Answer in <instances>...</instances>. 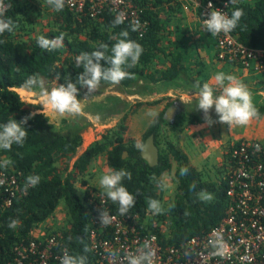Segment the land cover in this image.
Returning <instances> with one entry per match:
<instances>
[{
	"label": "trees",
	"instance_id": "16d2710c",
	"mask_svg": "<svg viewBox=\"0 0 264 264\" xmlns=\"http://www.w3.org/2000/svg\"><path fill=\"white\" fill-rule=\"evenodd\" d=\"M134 1L142 6L146 0ZM158 1L161 2V0H156L153 6L145 7L144 17L149 24L142 36L139 35L138 30L131 31V24L123 23L113 26L112 21L115 16L105 11L97 20L100 24L94 31L92 39L70 37L71 34L83 32L84 25L78 23L73 27V15L67 7L62 10L61 14L58 12L60 15L57 16V21L61 29L43 34L47 38L64 34V46L57 50L51 52L42 50L37 43L39 37L15 41L11 37L13 32L6 31L0 34V124L6 123L9 119L20 121L25 117H30L25 125L28 129V136L24 144L22 146L13 145L11 150H2L1 153L12 162L6 169H14L25 186L29 175L41 177L37 186L27 187L26 194L16 199L12 206L0 216V264L13 256L15 246L29 241L34 227L51 216L62 200L65 201L72 219L70 227L61 231L62 240L68 252L72 255L85 256L86 264H96V257L89 245L91 223L89 208L93 207V203L91 204L87 197L83 199L79 196L74 176L68 174L64 177L56 166L59 159L72 158L76 155L83 141L81 134L83 126L76 123L65 129L58 125L50 115L46 117L42 112H36L38 114L30 116L34 111L19 99L16 91L10 89L18 88L34 73H38L45 81L57 78L61 84H65L70 78L75 82L76 76L83 71L82 67H76L75 57L81 52L96 50L100 44L108 45L107 54L111 55V47L122 38L120 33L123 30H128L129 38L142 45L143 53L133 67L126 68L131 73L130 78L122 80L119 84L102 81V87L120 85L130 88L139 85L138 91H146L147 86L152 82L162 81L171 84L183 80L188 85L194 84L196 81L189 74V67L183 61L182 51L173 55L169 67L162 69L160 75L157 76V70H148L155 54L162 50L160 32L164 26L155 8L159 5ZM196 1L203 3L207 0ZM7 3L10 7L5 16L18 25L21 20L19 4L17 0H7ZM236 7L243 9L244 16L232 33L241 43L264 48V0H237V4L231 6L230 15ZM17 28L18 26L14 31ZM65 29L67 32H64ZM101 63L107 66L106 62ZM85 91L86 88L81 87L78 97H81ZM255 106L262 116L264 104ZM192 118L191 123L205 122L204 118L198 114H192ZM212 118L218 119V116ZM165 124H168L171 130L179 128L177 121L167 120L163 110L148 126L142 143L144 144L146 138L152 134L157 142ZM135 143V139L125 141L121 132L114 136L109 133L105 135V142H95L76 159L73 171L75 169L80 172L85 171L95 155L107 151L108 163L112 170L125 169L132 174L131 180L125 178L123 181L127 189L136 196V204L128 213L139 214L144 219L154 214L148 207V200L162 201L161 175L171 167V158L178 162L179 168L187 167V175L181 176L179 173V192L176 195L174 207L169 210L170 215L165 211L159 215V219L165 220L168 225L169 242L171 243L180 244L194 235L205 233L225 215L228 203L226 183L222 182L217 185L203 181L200 171L191 164L188 155L179 143L169 141L164 151H160L159 162L154 166L143 158L142 150L137 149ZM261 145L264 148L262 143ZM125 152H127L126 156ZM261 160L264 161V154ZM192 185L195 187L193 188ZM204 190L213 193L214 199L202 201L198 193ZM118 207V204L110 200L109 208L112 212L119 213ZM95 211L97 215L98 212ZM10 219L19 220L15 229L8 227ZM85 247L89 251H85Z\"/></svg>",
	"mask_w": 264,
	"mask_h": 264
},
{
	"label": "rangeland",
	"instance_id": "374dc122",
	"mask_svg": "<svg viewBox=\"0 0 264 264\" xmlns=\"http://www.w3.org/2000/svg\"><path fill=\"white\" fill-rule=\"evenodd\" d=\"M17 2L19 4L18 8L20 10L19 18H21V20L18 22L17 30L13 31L12 33L11 37L13 40H31L40 37L48 31L61 29V26L57 21V16L60 15L62 11H55L46 3V0H17ZM154 2H156V0H146L144 5L139 6L145 12V7L151 6ZM8 6L10 7V5ZM155 8L158 11L164 26L160 32L162 50L155 54V57L148 70H157V76L160 75V72L162 71V68H156L154 66V63L159 60L158 56L160 55L163 60L167 61L168 59H171L173 55H175L172 52L179 53L181 52V48L183 51H186L187 48L184 44L181 45L180 43V48H177L176 43L179 44L180 41H183L184 38L181 36L187 31L191 33L190 28H199L202 33L205 34L208 40H213L216 43L211 33L207 32L205 28H201V26H196V23L199 22V20L201 22V16L199 8L196 4L193 6L191 0H161L159 5H156ZM58 12H60V14ZM72 15L74 24L73 27H75L76 24L81 23L84 25V31L79 34H71L70 37L77 36L82 39H92L94 36V31L100 23L95 20L87 19L83 15L79 18H77V15L74 13H72ZM191 25L193 27H190ZM64 32H67V30L65 29ZM195 33L193 32L191 35H200ZM215 47L217 51V44H215ZM216 51L215 58L210 57L209 65L212 66V71L207 70L208 63H204L203 66L198 63L194 68L191 69H194V71L196 69H202L204 74L206 73V78L202 77L201 79L204 83L209 82L214 84L215 82L213 78L220 72H223L226 75H233L247 85L252 93V98L255 105L264 104V95H261V93H264V70H250L243 68L237 63H232L230 61H219L216 56ZM159 63L162 65L161 67L166 64L162 62V60H159ZM193 75L191 76L193 79H196V82L202 83L201 80L199 81L198 78H195ZM159 82L160 84L158 82L150 83L149 86H147L146 91H138L140 89L139 85L130 88L122 87L120 85L100 86L98 91L93 96L84 101V115L63 118L53 117L50 115L58 125L65 127V129L74 126L76 123H79L83 126L81 130L83 141L76 155H74L72 158H61L56 162V166L58 167L59 171L63 173L64 177L68 174H72L74 176L75 186H77V183L78 185L81 184L86 186V190L83 192V194L82 192L81 194L78 193L81 198H89L90 196L94 195L91 192L105 193V191L97 190L93 187L90 179L91 177L87 176L88 174H84V171L80 172L78 169L73 171V169H71L74 168V163L81 155V151L84 153L88 146H92L97 141L105 142V135L110 133L114 136L117 135L118 132L122 133L125 141L135 139L136 141L142 142L143 136L148 126L158 115L160 110L163 109L165 111V117L167 120L172 122L177 121L179 127L177 130H171L169 125L165 124L157 142L155 141L160 151H164L166 144L169 141L178 143L176 135L179 132L181 133L185 129L191 128L189 126L193 124L191 123V120L193 119L192 114H198L204 117L203 111L196 108V101L190 99V95H194L195 89L186 86L185 84H187V82H181L179 88H173V93H170V90L172 89L169 88V85H165V82L162 81ZM141 83L144 82L141 81ZM58 84L61 83L57 78H54L52 81H46V86L49 87V89L51 87L58 86ZM192 86L195 85L193 84ZM85 93L78 98L83 99ZM217 94H219V91H217ZM26 105L34 112H42V106ZM210 114L212 117L217 116L214 108ZM97 116L100 117L99 121L95 119ZM213 120L218 121V119ZM212 125H215L213 129L210 128L211 125L208 124L206 127H209V130L217 129L216 122ZM239 128V131L242 132L245 130L246 126H239ZM227 130H231V127L228 126ZM219 138L220 136L217 138L209 137V139H207V137L196 138L195 136H187L185 142L187 150L193 151L196 149V152L201 159L202 155H204L201 164H198L200 168L199 171L201 173V179L205 182H211L217 185L220 183L222 184L223 177L231 168L230 150L232 146L240 139H248L249 141L259 142L261 141L257 138L248 137L245 134L238 136V138H234L235 140H226L224 143L218 141ZM206 150H208V154H205ZM1 151L2 150H0V160L9 159L7 156L2 154ZM100 155L105 158L107 153L104 152ZM189 160L191 164L194 165L191 159ZM179 173L180 168L178 162L171 158V167L161 175L162 183L169 185L168 188H163V196L161 201V205L163 206L165 213L168 215H170L169 210L173 208L176 195L179 192ZM211 194L213 195L214 199L215 195L213 193ZM159 215L160 214H153L152 216H149L147 220L150 222L152 220H160ZM70 218L71 215L67 211L66 203L62 202L56 208L55 212L39 225L38 233L41 235L57 233L60 229L66 228L68 226V224L71 222ZM165 222L166 221L163 220V226L166 227L168 225H166ZM163 226H160L159 228L166 230Z\"/></svg>",
	"mask_w": 264,
	"mask_h": 264
},
{
	"label": "built area",
	"instance_id": "2783aa9c",
	"mask_svg": "<svg viewBox=\"0 0 264 264\" xmlns=\"http://www.w3.org/2000/svg\"><path fill=\"white\" fill-rule=\"evenodd\" d=\"M4 3L9 5L6 0ZM209 3L230 15L232 5L228 1L207 0L201 3L195 0L203 28L204 19L212 11ZM139 5L134 0H71L65 6L77 18L83 15L95 21L105 11L114 16L123 11L126 14L124 23H136L142 36L149 22ZM213 37L219 61L237 63L245 69L264 70V48L241 43L232 32ZM256 144L260 145V151H256ZM230 153L231 168L222 179L226 183L228 197L225 215L205 233L194 235L180 244L169 242L168 226H163V220L151 219L150 222L147 220L149 217L143 219L136 213L124 216L114 213L109 208L110 199L105 193L91 192L94 195L88 198L93 203V207L89 208V245L96 264H127L125 256L137 253L146 241L155 249L154 264H264V161L261 160L264 148L259 141L240 139ZM26 192L27 187L14 169L0 168V216ZM93 208L97 210V215L95 210H91ZM103 209L113 217L108 226H102L99 219V210ZM71 222L57 233L46 235L38 233L41 223L36 225L29 241L15 246L13 256L2 264H60L61 256L68 252L61 231L70 227ZM214 232L221 234L228 244L223 258L212 255L214 249L209 240Z\"/></svg>",
	"mask_w": 264,
	"mask_h": 264
},
{
	"label": "clouds",
	"instance_id": "9594fccd",
	"mask_svg": "<svg viewBox=\"0 0 264 264\" xmlns=\"http://www.w3.org/2000/svg\"><path fill=\"white\" fill-rule=\"evenodd\" d=\"M228 2L231 5L237 4V0H228ZM46 3L55 11H62L66 3L70 4L71 0H46ZM208 6L212 11L208 14V18L204 19L203 24L205 30L212 36L231 33L239 26L244 16L243 9L239 7H236L229 15L228 12L213 8L211 3ZM7 8L4 0H0V34L6 31L11 33L17 27L11 18H6ZM125 18L126 14L123 11L117 13L112 21L113 26L123 24ZM138 27L136 23L130 25L131 31H136ZM120 36L122 38L111 47V55L107 54L108 45L100 44L96 50L81 52L75 57L76 67L83 68V71L76 76L75 82L68 78L65 84H58V86L49 89L45 79L38 73H34L18 88L10 90L16 91L19 99L25 104L42 106V114L46 117L52 115L63 118L84 115V101L98 91L101 82L119 84L122 80L130 78L131 73L126 68L133 67L143 53L142 45L129 38L128 30L121 31ZM64 40L63 33L54 38L41 35L37 43L42 50L51 52L63 47ZM102 61L106 62L107 66L102 65ZM213 79L214 84L209 82L203 83L202 86L196 84L194 95H190V99L196 101V108L203 111L206 124L212 125L217 122L210 114L213 108L218 116V122L227 124L229 127L233 125L247 126L254 119H259V110L256 108L252 93L246 84L235 76L226 75L223 72L216 74ZM81 87L87 89L83 99L78 98ZM36 114L38 113H31L30 116ZM29 118L25 117L20 121L9 119L6 123L0 124V150H11L13 145L22 146L24 144L28 136V129L25 125ZM95 119L99 121L100 117L97 116ZM49 123L51 124L50 121ZM135 147L143 150L144 144L141 141H136ZM255 149L260 151V145L256 144ZM11 163L9 159L0 160V168H7ZM187 173V167L180 168L181 176L187 175ZM125 178L131 180V172L125 169H113L102 175L99 180L106 196L113 203L118 204V211L122 216L126 215L136 204V196L123 184ZM40 179L41 177L38 175H29L26 178V187L37 186ZM160 186L165 189L169 187L166 183H161ZM192 187L194 188L195 185ZM198 197L202 201L213 199V195L206 190L198 193ZM148 207L154 214L164 211L161 202L156 199H149ZM185 214L187 215V213ZM99 219L102 226H108L112 223L113 217L106 209H103L99 210ZM18 224V219H10L8 227L15 229ZM209 243L214 249L212 255L225 257L228 244L221 234L214 232ZM85 251H89V249L85 247ZM155 256V249L150 242L146 241L137 253H129L125 256V260L127 264H154ZM60 264H86V257L72 255L65 251L60 258Z\"/></svg>",
	"mask_w": 264,
	"mask_h": 264
},
{
	"label": "crops",
	"instance_id": "0c3cea01",
	"mask_svg": "<svg viewBox=\"0 0 264 264\" xmlns=\"http://www.w3.org/2000/svg\"><path fill=\"white\" fill-rule=\"evenodd\" d=\"M191 3L193 4V6L195 5L194 0H191ZM191 20H193V19H191ZM196 26H201V28H202L200 20H199V22L196 23ZM190 27H193V26L191 25ZM190 31H191V33L189 31H187L184 35H182L181 37L184 38L183 41H180L179 44L176 43L177 46H176V44H175V46L177 48L178 47L180 48V43H181V45L184 44L186 46V48H187L186 51H183V49L181 48V51L183 52L182 53L183 54V61H185V63L189 67L190 76L194 74L193 76L195 78H198V80L200 81L202 79V77L206 78L205 77L206 73L204 74V71L202 69H196L194 71V69H191V68H194L198 63L201 66H203L204 63H208L207 70L212 71L213 69H212V66L209 65L210 64L209 62H210V57L215 58V51H216L215 44L216 43L213 40H208L207 37L205 36V34H203L199 28H196V29L190 28ZM193 32L194 33L196 32L200 35H191ZM172 53L177 54L175 52H172ZM158 57H159L160 61L162 60V62H164L166 64H164L163 67H161L162 65L159 63V60H158V61H156L157 65H156V63H154V66L156 68L166 69L167 67H169L171 59H168L167 61H165L162 59V57H160V55ZM181 82L185 83V81L179 80V81L173 82L171 84L165 83V85H169V88L172 89V90H170L171 91L170 93H173V88H179L180 87L179 85ZM201 82L202 83H199V84L203 85L204 82L202 80H201ZM158 83L160 84V82H158ZM196 84H198V82L194 83V85H196ZM185 85L195 89V86H192L193 84H190V85L185 84ZM161 111H163V109H161L160 112ZM215 121H217V120H215ZM213 124H215V123H213ZM216 124H217L216 125L217 129L209 130V127H206L207 126L206 122L193 123L189 126L191 128H187L183 132H181V133L179 132L176 135V138H177L178 143L180 144L181 148L189 156V159H191V161L197 167L198 170H200L198 164H201V161L203 160L204 155H202V159H201L198 156L196 149H194L193 151L187 150V148L185 146L187 136L188 137L195 136L196 138L207 137V139H209V137L217 138L220 136L218 141H220L221 143H224L226 140H229V139L233 140L234 138H238V136L245 134L248 137H253V138H257V139L261 140L260 142H262L264 145V114L262 116H260L259 119H254L250 124H248L246 126L245 130H243L242 132L239 131L240 128H239V126H236V125L231 126V130L228 131L227 130L228 126H226L227 124H222L218 121L216 122ZM214 127H215V125H211L210 128L213 129ZM200 131H201V133H200ZM89 145H91V144H89ZM104 152L107 153V155H105V158L102 157V155H100L101 153H104ZM205 152H206L205 154H208V150H206ZM82 153L83 152L81 151V154ZM101 153L92 158L91 162L89 163L86 170L84 171V174H88L87 176L91 177L90 178L91 183L95 189L105 191L100 186L99 180H100V177L102 175H104L107 172H109L110 170H112V168L109 166V163H108V152L103 151ZM172 163H173V161H172ZM71 169H73V168H71ZM76 187L78 189L79 194H81V192L83 194V192L86 190V186H83L81 184L78 185V183H77ZM62 202H65V201L62 200L61 203Z\"/></svg>",
	"mask_w": 264,
	"mask_h": 264
},
{
	"label": "water",
	"instance_id": "95a60500",
	"mask_svg": "<svg viewBox=\"0 0 264 264\" xmlns=\"http://www.w3.org/2000/svg\"><path fill=\"white\" fill-rule=\"evenodd\" d=\"M160 149L155 142V136L149 135L144 143V149L141 151V155L145 158L151 166L158 164ZM127 152H125V156Z\"/></svg>",
	"mask_w": 264,
	"mask_h": 264
}]
</instances>
